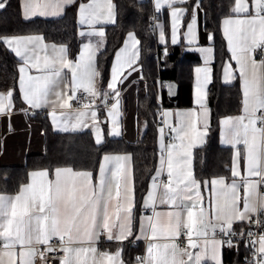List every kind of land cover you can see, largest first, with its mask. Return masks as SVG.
<instances>
[{
    "label": "snow or ice",
    "instance_id": "1",
    "mask_svg": "<svg viewBox=\"0 0 264 264\" xmlns=\"http://www.w3.org/2000/svg\"><path fill=\"white\" fill-rule=\"evenodd\" d=\"M75 2L26 0L25 19L60 15L65 6ZM186 3L187 0H155L157 12L163 8L170 10L172 43L177 42L181 18L187 11L182 5ZM4 7L5 4L0 3V9ZM114 8L112 0H90L79 5V23L90 28L88 33L81 32L80 35L101 39L96 44H85L75 62L68 59L66 46L52 45L49 52L42 36L0 37V45L6 46L21 61L18 84L24 103L30 109L51 106L49 115L59 131L91 127L96 144H101L104 136L95 123L97 111L90 105L101 96L105 101H114L110 105L106 102L105 108L111 121V135L119 136L120 91L117 85L121 83L125 69H131L139 58L137 45L140 42L130 33L124 48L115 55L111 80L107 85L111 92L102 94L96 88V78L101 74L94 61L104 37L103 29L96 28V25L115 23ZM231 11L235 15L223 20V32L242 81L243 114L221 121L224 129L222 142L235 149L232 177L241 176L242 166L247 175L239 183L236 180L226 183L224 177L202 182L195 178L190 168V149L197 142H203L208 129L204 85L208 83L209 70L197 68V73H205L203 82L198 78L196 88L195 102L200 111L176 114L179 127L171 130L177 134L173 139L179 140V144L163 145L165 129H159L160 169L153 177L151 190L144 201L145 209H151L152 215L143 217L141 235L136 237L149 243L146 255L137 257V264H222L223 246L233 247L234 237L247 235L251 238L255 235L251 231L237 232L234 225L251 223L252 216L264 212V197L255 198L258 185L264 183V59L257 62L254 58L257 53L264 57V0H253L251 6L247 0H234ZM196 25L197 18L193 13L187 24L188 43L195 40ZM157 27L161 42H165L163 25ZM65 69L71 73L70 81L64 75ZM33 70L38 74H30ZM224 75L226 83L235 79L231 65L225 67ZM79 89L93 99L84 105L88 111L79 112L69 125L73 118L60 113L64 116L61 120L56 109L69 108V101L76 99ZM13 107V91L0 94V116H10ZM258 112L261 113L259 116ZM162 115L165 118L163 123L167 125V117L171 114L164 112ZM86 117H90L92 125L85 122ZM201 118L202 131L197 128ZM241 144L243 149L237 147ZM129 160L126 155H105L95 184L91 172L65 167L55 169L54 179H49L47 170L32 172L31 183L21 186L17 194H0V264H35L37 256L44 258V251L37 246L45 245V251H54L50 244L54 238H58L60 251L64 253L61 264H124L122 249L112 254L98 251L95 245L101 236L108 241L123 242L133 235L135 192L127 179L126 164ZM165 168L167 180L162 181L160 176ZM251 177L260 179L252 180ZM202 183L206 188L210 184L215 196L211 215L201 206ZM161 186L164 191L159 195V203L168 205V211H157V189ZM256 223L264 226V220ZM217 234L227 239H217ZM181 236L186 238V247L179 243ZM249 243L254 247L258 243V259L254 264H264V233L260 234L258 241L250 239ZM74 244L82 246L73 247ZM191 249L199 251L193 253Z\"/></svg>",
    "mask_w": 264,
    "mask_h": 264
},
{
    "label": "trees",
    "instance_id": "2",
    "mask_svg": "<svg viewBox=\"0 0 264 264\" xmlns=\"http://www.w3.org/2000/svg\"><path fill=\"white\" fill-rule=\"evenodd\" d=\"M85 1L76 0L67 6L59 19L24 21L19 0H7L4 9L0 11V37L41 35L47 42L66 46L69 57H74L79 47L77 8ZM112 3L115 6V23L105 27V46L96 54L95 66L101 74L97 77V83L100 86L107 83L115 52L121 47L128 33L134 34L140 42L137 64L141 68L142 77L136 83V118L139 124L144 125L142 135L134 143L117 138L95 144L88 132H53L48 119L37 113L35 119L42 127L44 152L28 155L19 166L0 164V194L18 193L33 171L47 170L49 175H52L56 168L70 167L95 174L104 155L127 153L132 159L135 192L134 232L142 199L157 167L162 110L192 107L193 70L201 60L198 54L189 50L184 43L164 45L158 43L153 24L157 20L167 24L166 8L157 12L151 0H112ZM233 3L234 0H187L184 5L187 11L182 20V27L196 6L201 12L203 29L210 35L213 48L212 79L207 88L206 100L210 123L205 143L193 152V173L195 178L202 182L218 176H228L231 148L219 144V121L222 117L238 114L241 109L238 81L231 85L221 82V71L228 58L226 42L221 32V21L231 14ZM166 30L168 32V28ZM156 53L157 60L154 59ZM17 81L18 61L5 46L0 45V91L12 90L14 107L20 108L23 105ZM170 82L178 86L175 99H170L166 95L165 89ZM158 89L161 90L160 100L157 99ZM261 228L264 230V226ZM238 229L239 226L236 230L240 231ZM99 248L109 252L121 248L125 264H133L143 252L141 244L133 245L131 242L117 245L102 244ZM250 255L249 248L244 247L242 243H233L232 248L224 250L222 259L225 264H239Z\"/></svg>",
    "mask_w": 264,
    "mask_h": 264
},
{
    "label": "crops",
    "instance_id": "3",
    "mask_svg": "<svg viewBox=\"0 0 264 264\" xmlns=\"http://www.w3.org/2000/svg\"><path fill=\"white\" fill-rule=\"evenodd\" d=\"M151 1H152V4H153V7L155 8V0H151ZM89 2H90V0H86L85 2H82V3H89ZM247 2L251 6V4L253 3V0H247ZM25 3H26V0H19L20 10H21V17H22V19L24 21H32V20H35V19H43V20L59 19V18H61L63 16L65 8L67 6H69V5L65 6L62 14H60V15L33 16L30 19H25V15H24ZM79 5H78V8H77V15H76L77 39H78V44H79L78 51H77V53L75 54L74 57H69L68 50H67L68 59H70V60H72L74 62L79 59L80 53H81V51H82V49H83L85 44H88L90 42L92 44H96L97 40L101 39V38L96 37V36L89 37L88 35H85V36H81L80 35L81 32L88 33L90 31V28L87 25H81L79 23V14H78ZM233 5H234V3H233ZM182 7L186 8L184 5H182ZM232 7H231V9H232ZM164 9L165 8H163L162 10H164ZM250 10H251V8H250ZM166 11H167L166 12L167 24H165L161 20H157L155 22V31H156V36H157L158 43L160 45H164L166 43H171V44L184 43L185 45L188 46L189 50L194 51V52H196L198 54V56H199V58L201 60V63L199 65L195 66L194 70H193L192 107H190V108H166V109L162 110V113L167 112V113L171 114L170 116L167 117V120H168V124L167 125H165L163 123L165 118L162 115V121H161L160 128L163 127L165 129L164 138H163V145H165V146H167L169 143H176V144L180 143L179 140H174L173 139L177 134L171 130L173 127H175V128L179 127V121L177 119L176 114L177 113H187V112H191V111H197V112L200 111L199 106L195 102L196 88H197L198 78H199L200 82H203L204 78H205V73L203 71L200 72V73H197V71H196L197 68H200V69L207 68L209 70L208 71V83H206L204 85V93H205L204 102H205V106H206V109H207V117H208L207 122H208V126H209V123H210V112H209V109L207 107V101L206 100H207V88H208V85H209V83H210V81L212 79V66H211V64H212V60H213V48L211 46V37L203 29V24H202V18H201L200 10L195 6L192 9L191 13H190L189 20L187 21V23L183 27H182V20H183V17L185 15L181 18L180 27L178 28V31H177V34H176V41H177L176 43H172L170 10L167 9ZM193 13H195L196 18H197V25H196V28H195V40H194L193 43H188V40L186 38L187 24L190 22ZM253 14H254V10H253ZM230 15L234 16L235 14L232 13V11H231ZM229 16H227V17H229ZM223 20L221 21V32H222V34L224 36ZM112 24L113 23H104V24L96 25V28H98V29L102 28L103 31H104V37L102 38L103 39V44L99 47L98 51L102 50L104 48V46H105V27L108 26V25H112ZM157 25H163V29H164V32H165V42H161V40H160V29L157 27ZM167 28H168V32L166 30ZM129 34L130 33H128L125 36L123 44L115 52V54L113 56V60H112V63H111V67H110V71H109V78H108L107 83L104 86H100L97 83V78H96V88L102 94L105 93V92H108V93L111 92V90L107 88V85H108V83L111 80V69H112L113 64L115 63V55H116V53L118 51H120L122 48H124L126 42H128ZM22 36H27V35H22ZM39 36H41V35H39ZM7 37H11V36H7ZM224 39H225L226 46H227L228 58L225 61V64H224L223 69L221 71V82L223 84H225V85H231L235 81H238L239 88H240V93H241V109H240V112L238 114L232 115V116L222 117L220 119V121H219V144L222 147L231 148V158H230V166H229V174H228V176H218V177H224L225 180H226V183H231L232 180H236L239 183L242 180V178L246 177L247 173H246L244 167L242 166L241 167V176L232 177V175H231V167H232V162H233V156H234L235 149H233L230 145H227V144L222 142L223 138H224L223 137L224 129H223L222 125H221V121L223 119L227 118V117H236V116H240V115L243 114L242 113V99H243L242 81L240 79L239 72L236 71V69H237L236 62L231 59V52L229 51L228 42H227V39H226L225 36H224ZM44 43L49 46V52L51 51V46L52 45H56L58 47L59 46H64V45H60V44L50 43V42H47L45 40H44ZM137 48L139 50V44L137 45ZM208 50H210V51H208ZM11 53L15 56V54L13 52H11ZM15 58L18 61V68H19V65L21 64V61H20V59L18 57L15 56ZM254 58L257 60V62H259L261 60L256 55H255ZM137 61L132 66L131 69H125L124 74L120 78L121 83H119L117 85V87L119 88V91H120V96H119L120 104H119L118 120H119V123H120V132H121V134L119 136L111 135V127H112L111 126V121L107 117V109L105 108V105H104L105 104V100L103 99V97L101 96L100 98H96L94 107H91L93 110L97 111L98 120L95 123H97L99 125V128L101 129V131L103 133V136H104L103 142L106 139L122 138V139H124L127 142L134 143L140 138V136L142 135V132L144 131V125L139 124L137 122V118H136V83L142 77L141 68L137 64ZM94 63H95V61H94ZM228 65H231L232 74L235 77V79H232L230 82L226 83L225 82L224 69ZM30 74H38V73H35V71L33 70ZM64 75L66 76L67 80L70 81L71 73L67 69L64 70ZM18 79H19V71H18ZM17 89H18V93H19V96H20V99H21V102H22L23 106H21L20 108L13 107V110H12V113H11L10 116H0V164L1 165H4V166H19V165H22L24 163L25 158L28 155L41 154V153L44 152V135H43L42 127H41L40 122L35 119V114H37V113L42 114V116H45L48 119V122H49L50 127H51L53 132H55V133L88 132L92 136L93 141L95 142L94 130L91 127L83 128V130L68 131V132L57 130V126L53 124L52 118L49 115V112L51 111V106L45 107V108H41V109H30L28 107V105H26L24 103V101L22 100V97H21V94H20V91H19L18 81H17ZM9 91L10 90L0 91V94H6ZM81 91H83V90L82 89L77 90L76 94L81 92ZM69 95H71V90H69ZM157 99L158 100L161 99V90L160 89H158V92H157ZM13 105H14V103H13ZM56 111H57L58 116H60V113H64L66 116L72 117L73 119L69 120V125H70L71 123L74 122V118L78 115L79 112L88 111V109H86L84 107L83 108H76V109H70V108L60 109V108H57ZM60 119L63 120L64 116H60ZM85 122L87 124H89V125L93 124V121L90 119V117H86ZM257 127H258V123H257ZM197 128H198V130H201V131L203 130V119L202 118L197 123ZM160 136H161V134L159 132V136H158V147H159V154L158 155H159V157H158V161H157V167L155 169L154 174L151 177V180H150L149 185H148L147 192H146V194L144 195V197L142 199L141 211H140V213L138 215V221H137L136 229L133 232V235L130 236L128 238V240H125L123 242L108 241L104 236H101L99 242L95 245L97 247L98 251H100V252H108V253L114 254V253L117 252L118 249H121V248H117V250L114 251V252H109V251L101 250L99 248L100 245H102V244H112V245L114 244V245H117V244L124 243V242H131L133 245L137 244V243L141 244V246L143 247L142 257H144L146 255V248H147V244L149 243V241L146 240V239H143V238L136 239V237L141 235L140 225H141V221H142L143 217L148 216V215H152L151 209H145L144 201L147 198L148 192L151 190L153 177L156 176L157 171L160 169V159H161V139H160ZM166 138L168 139L167 142H165ZM202 139H203L202 143L197 142L195 144V146H193L190 149V156L188 157V160L190 162V168H191L192 172H193V152H194V150L196 148L201 147L205 143L206 136H204ZM250 139H251V137H250ZM185 143H187V142H185ZM95 144H96V142H95ZM237 147L240 148V149H243L244 145L241 144V145H238ZM107 155H126V156L130 157V160L126 164L127 179L129 181V185L131 187H133V172H132V159H131V156L129 154H127V153L107 154ZM103 157L101 158L100 164L103 161ZM100 164H99V167H100ZM99 167H98V169H97L95 174L92 173L93 174V183L94 184H95V182H96V180H97V178L99 176ZM59 168H65V167H59ZM38 171H43V170H38ZM74 171H85V170H74ZM33 172H35V171H33ZM86 172H90V171H86ZM54 174H55V170L53 171L52 175H49V179H54L55 178ZM218 177H214V178H218ZM162 179L167 180L166 168H165L164 172L160 176V180H162ZM211 179H213V178H211ZM211 179H209L207 181H211ZM250 179L258 181L259 177H251ZM29 183H31L30 174H29V178H28L27 183L24 184V185H27ZM258 190H259V188H257V194H256L255 198L259 199L260 197H264V196H260L259 197ZM163 191H164L163 186H161L159 189H157V197H158L157 198V211H168V210H170V207L168 205L159 203V195ZM200 193H201V196L203 197V200L201 201V206L205 207L209 211V214L211 215L212 209H213V206H214V200H215V196H214V194L211 191V185L209 184L207 186V188H206L203 185V183H202L201 184V188H200ZM240 194H241V197H243V190L242 189H241V193ZM13 195H15V194H13ZM188 203H191V202L189 201ZM241 208H242V201H241ZM261 213H262V215H264V212H261ZM237 226H239L238 230H240V231L244 230L246 228V226H247V222H245L243 224V226H241L240 223H236L234 225L235 229L237 228ZM184 243L187 246L186 238L184 239ZM81 246L82 245H80V244H74L73 245V247H81ZM230 248H232V247H228L226 245L221 248V259H222V255H223L224 250L225 249H230ZM191 251L193 253H195V252L199 251V249H191ZM61 259L56 261L55 264H61ZM121 259H122V251H121ZM133 264H137V261L134 262ZM222 264H225V263H223V259H222ZM239 264H249V263L242 262V263H239Z\"/></svg>",
    "mask_w": 264,
    "mask_h": 264
},
{
    "label": "built area",
    "instance_id": "4",
    "mask_svg": "<svg viewBox=\"0 0 264 264\" xmlns=\"http://www.w3.org/2000/svg\"><path fill=\"white\" fill-rule=\"evenodd\" d=\"M153 27H155V21L153 24ZM256 56L259 59H264V57H262L260 54H256ZM154 59H158V54L156 53L154 56ZM93 98L88 96L87 93L81 91L79 93L76 94V99L69 101L70 103V109H76V108H83L85 104H89V102L92 100ZM108 103L109 105L111 103H113V100H108L105 101V103ZM94 104H91L90 107H94ZM105 105V104H104ZM261 113H257V115L259 116ZM261 127L260 123L258 122V128ZM168 139H165V142H167ZM260 179V178H259ZM258 179V180H259ZM162 181H166L165 179H162ZM258 195L260 196H264V183H260L258 185ZM257 220H262V213L259 212L257 213V215L252 217V222L251 223H247V228L246 230H244L245 233L251 231L252 233H254L255 235L251 238H249L247 235H245L244 238H240L239 236L234 237L233 238V243H242L244 245V247L249 248L250 250V257L244 258L243 262L244 263H249V264H254V261H256L258 259V254L256 253V248L258 247V243L254 246L250 245L249 240L250 239H255V240H259V236L260 234L264 233V230L261 228V225H258L256 223ZM240 232V231H237ZM217 239H227V237H222L220 234L216 235ZM184 236H181L179 238V243L181 245V247H186L185 243H184ZM51 246L53 247L54 251L51 252H47L45 251L46 247L45 245H40L37 246L41 251H44V258L43 260L37 256V258L35 259V264H55L56 261H58L59 259H61L64 255L63 252L60 251V241L58 240V238H54L52 241H50ZM138 257H142V254H139Z\"/></svg>",
    "mask_w": 264,
    "mask_h": 264
},
{
    "label": "water",
    "instance_id": "5",
    "mask_svg": "<svg viewBox=\"0 0 264 264\" xmlns=\"http://www.w3.org/2000/svg\"><path fill=\"white\" fill-rule=\"evenodd\" d=\"M6 2H7V0H0V3H4L5 5H6ZM3 9H0V11H2ZM165 90H166V95L168 98L175 99L177 97L178 86L176 83H174V82L168 83Z\"/></svg>",
    "mask_w": 264,
    "mask_h": 264
}]
</instances>
